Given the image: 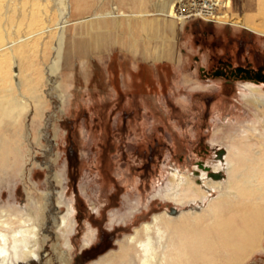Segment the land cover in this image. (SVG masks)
I'll list each match as a JSON object with an SVG mask.
<instances>
[{
    "label": "rangeland",
    "instance_id": "1",
    "mask_svg": "<svg viewBox=\"0 0 264 264\" xmlns=\"http://www.w3.org/2000/svg\"><path fill=\"white\" fill-rule=\"evenodd\" d=\"M105 2L93 14L113 12L114 2ZM260 4L231 0L224 14L264 25ZM175 21L172 60L129 53L114 27L106 47H89V29L78 27L33 59L47 85L45 106L30 102L0 121V209L38 220L43 258L32 264H95L120 252L154 215L204 206L165 198L175 171L212 174L216 151L225 155L233 137L264 142V112L244 88L251 80L215 75L220 61L264 74V35L218 21ZM253 85L264 93V81ZM68 208L71 248L59 230ZM246 264H264V251Z\"/></svg>",
    "mask_w": 264,
    "mask_h": 264
},
{
    "label": "bare ground",
    "instance_id": "2",
    "mask_svg": "<svg viewBox=\"0 0 264 264\" xmlns=\"http://www.w3.org/2000/svg\"><path fill=\"white\" fill-rule=\"evenodd\" d=\"M105 1L0 0V121L22 113L30 102L37 108L45 106L47 85L33 59H44L46 48L59 35L64 40L70 29L75 33L78 27H87L88 46L96 48L106 47L107 30L114 27L124 37L121 47L129 53L138 51L134 35L143 36L140 45L147 61L172 60L171 41L179 30L175 20L179 25L188 22L174 16L175 0H111L113 12L93 14L106 6ZM226 1L213 23L264 35V25L244 16L227 20L224 13L231 0ZM259 1L264 12V0ZM160 38L164 42L155 41ZM255 86H244L247 98L264 112V93ZM5 143L0 139V149ZM224 153L212 164V174L200 170V175L184 178L175 171L165 194L176 206L199 203L203 207L154 215L152 222L143 223L120 243V252L95 264H246L257 251H264V142L233 137ZM73 213L68 208L59 226L69 248ZM41 233L33 215L0 209V264L40 262ZM84 244L89 246L91 240Z\"/></svg>",
    "mask_w": 264,
    "mask_h": 264
},
{
    "label": "built area",
    "instance_id": "3",
    "mask_svg": "<svg viewBox=\"0 0 264 264\" xmlns=\"http://www.w3.org/2000/svg\"><path fill=\"white\" fill-rule=\"evenodd\" d=\"M226 0H175L174 16L212 22L225 9Z\"/></svg>",
    "mask_w": 264,
    "mask_h": 264
},
{
    "label": "flooded vegetation",
    "instance_id": "4",
    "mask_svg": "<svg viewBox=\"0 0 264 264\" xmlns=\"http://www.w3.org/2000/svg\"><path fill=\"white\" fill-rule=\"evenodd\" d=\"M225 61H220V66L215 71V75H223V76H231V77H241L244 79H249L251 81L246 82H252L257 84V82H262V75L261 72L252 71L250 68H244V67H238V68H232L230 67V64L223 63ZM214 73V72H213ZM92 252V251H91Z\"/></svg>",
    "mask_w": 264,
    "mask_h": 264
},
{
    "label": "water",
    "instance_id": "5",
    "mask_svg": "<svg viewBox=\"0 0 264 264\" xmlns=\"http://www.w3.org/2000/svg\"><path fill=\"white\" fill-rule=\"evenodd\" d=\"M262 80L264 81V74L262 75ZM222 151H223V149H218L217 151H216V153L218 154V155H220L221 153H222ZM78 258V262L80 261V260H82L81 259V257H77ZM80 258V259H79Z\"/></svg>",
    "mask_w": 264,
    "mask_h": 264
},
{
    "label": "crops",
    "instance_id": "6",
    "mask_svg": "<svg viewBox=\"0 0 264 264\" xmlns=\"http://www.w3.org/2000/svg\"><path fill=\"white\" fill-rule=\"evenodd\" d=\"M137 46H138L137 49L140 50L141 54H143L142 51H141L142 47H141L140 43Z\"/></svg>",
    "mask_w": 264,
    "mask_h": 264
}]
</instances>
